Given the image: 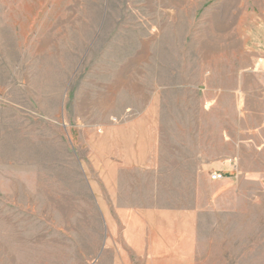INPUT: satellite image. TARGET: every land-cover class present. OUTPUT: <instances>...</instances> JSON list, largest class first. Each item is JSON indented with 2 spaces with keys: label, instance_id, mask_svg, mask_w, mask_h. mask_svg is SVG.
Segmentation results:
<instances>
[{
  "label": "rangeland",
  "instance_id": "obj_1",
  "mask_svg": "<svg viewBox=\"0 0 264 264\" xmlns=\"http://www.w3.org/2000/svg\"><path fill=\"white\" fill-rule=\"evenodd\" d=\"M263 12L264 0H0V264H143L123 238L142 233V211L193 209L198 194L231 206L199 215L207 264H264ZM144 118L160 165L120 173L106 132L115 142ZM186 145L213 146L235 172L176 173L194 169L168 164Z\"/></svg>",
  "mask_w": 264,
  "mask_h": 264
},
{
  "label": "crops",
  "instance_id": "obj_2",
  "mask_svg": "<svg viewBox=\"0 0 264 264\" xmlns=\"http://www.w3.org/2000/svg\"><path fill=\"white\" fill-rule=\"evenodd\" d=\"M261 28L264 30V12L262 13V20L260 21ZM132 126L130 129L129 126ZM124 132L118 129L119 135L114 142L112 129L106 132L108 136L105 138L110 143L105 142L104 153L105 160L110 157L111 167H118L120 173L127 171H137L141 173L150 174L151 169L160 165L157 161V155L160 154V146L156 137L151 135L150 125L148 120L141 119L133 121ZM211 139H214L211 137ZM207 142V141H206ZM103 144V141H102ZM175 148L174 163H168L172 168H190L191 171H181L176 173H194V174H208L222 173L227 178L232 176L235 172L232 160L227 159L224 162H216L213 146L206 145L205 150L201 153L196 147L189 148L186 145L184 153H178L177 147ZM210 151V154H209ZM188 152V153H187ZM191 160V161H190ZM188 161H190L188 163ZM108 164V163H107ZM113 173V172H112ZM210 181H216L210 179ZM221 181V180H217ZM222 186L226 191L241 192L240 184L235 188V183L230 182H210L198 184L197 191L204 190V186L216 187ZM228 188V189H227ZM219 197V196H218ZM218 197H208L204 202L201 194L195 198L193 209H188L186 205L182 208L176 205L174 208L151 210L146 208L142 211L144 229L137 237L136 241L133 240L130 233L126 232L123 238L127 248H136V253L142 254L145 261L143 264H207V255L210 251L207 244L200 245L201 237L199 233L200 228V214H214L217 212H224L231 206L224 207L217 205L219 203ZM226 199L229 203H233L234 194H230ZM205 237H202L204 239ZM133 248V249H134ZM129 250V249H128ZM129 264V263H126Z\"/></svg>",
  "mask_w": 264,
  "mask_h": 264
},
{
  "label": "built area",
  "instance_id": "obj_3",
  "mask_svg": "<svg viewBox=\"0 0 264 264\" xmlns=\"http://www.w3.org/2000/svg\"><path fill=\"white\" fill-rule=\"evenodd\" d=\"M224 178V175L222 174V173H213L212 175H211V179L212 180H222Z\"/></svg>",
  "mask_w": 264,
  "mask_h": 264
}]
</instances>
